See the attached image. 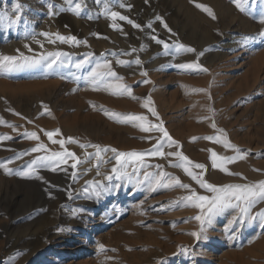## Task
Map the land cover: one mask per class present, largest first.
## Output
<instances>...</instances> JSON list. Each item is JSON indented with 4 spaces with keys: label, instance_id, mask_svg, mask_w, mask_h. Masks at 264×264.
<instances>
[{
    "label": "rangeland",
    "instance_id": "obj_1",
    "mask_svg": "<svg viewBox=\"0 0 264 264\" xmlns=\"http://www.w3.org/2000/svg\"><path fill=\"white\" fill-rule=\"evenodd\" d=\"M16 3L22 6L19 22L0 20V55H18V49L30 58L56 51L67 56L62 57L63 66L57 64L51 70L44 61L10 72L0 70V119L4 121L0 123V163L12 161L8 164L11 174L0 168V264H264V218L257 215L264 210V201L231 225L229 221L239 215V209H225L213 216L197 239L190 233L200 230L199 222L192 219L199 210L181 202L189 189L166 185L178 177L201 195L212 193L175 167L171 162L176 157L145 155L142 167L129 161L126 170L133 173L138 168L135 175L109 181L105 177L116 165L114 154L108 150L97 155L92 147L151 151L162 133L143 132L135 126L139 122H118L128 114H143L158 123L141 106L150 96L164 127L182 146L179 150L206 166L208 182L224 185L264 180V39L238 43L242 36L255 35L264 27L258 20L264 0H248L246 12L239 11L231 0H83L80 15L61 11L67 8L65 0H0V15L7 13L15 19ZM49 4L56 14L49 15ZM196 4L209 6L216 19ZM105 7L128 16L141 28L117 20L122 31L114 30L110 27L113 21L103 12ZM44 32L75 36L87 44L50 43ZM153 36L169 45L179 42L195 48L196 53L177 52L173 46L164 54L163 45ZM133 48L137 51L131 52ZM201 51L204 55L198 63L207 71L178 67L197 61ZM88 53L93 55L84 66L75 68ZM137 57L142 62L139 66L116 63L117 59L134 61ZM105 60L123 77L111 82L130 86L140 99L113 94L114 90L105 87L107 77L94 84L89 74ZM145 79L150 82L143 83ZM213 120L241 153H248L245 159L225 165L242 175H229L211 166L208 149L221 156L235 155L233 149L202 138L192 141V137L217 135L210 126ZM57 128L62 135L55 139L71 136L80 142L65 145L79 158L76 168H72L71 158H66V164L53 165L37 160L49 153L31 152L39 142L60 151L44 135V130ZM33 131L39 141L25 135ZM162 145L165 153L177 150L166 142ZM29 166L34 175L17 174ZM161 171L169 175L160 176ZM144 172L150 173L147 179ZM88 181H102L109 191L96 197ZM86 187L90 189L87 195L83 192ZM69 192L75 201H68ZM13 220L16 223L8 227L6 223Z\"/></svg>",
    "mask_w": 264,
    "mask_h": 264
},
{
    "label": "snow or ice",
    "instance_id": "obj_2",
    "mask_svg": "<svg viewBox=\"0 0 264 264\" xmlns=\"http://www.w3.org/2000/svg\"><path fill=\"white\" fill-rule=\"evenodd\" d=\"M101 0H97V3H100ZM231 2L237 7V9L241 12H246L245 5L248 3V0H231ZM65 4L67 5V8H61V11H70L75 15H80L81 12L84 9L83 0H65ZM122 7L124 5H121ZM128 7H131V5H127ZM21 5L19 3H16L14 6V9L17 13L15 19H12L7 15V13H4L3 15H0V20H6L9 24H16L21 19L19 12L21 9ZM196 7L202 9L205 11L212 19H216L215 13L213 10L203 4H196ZM49 15L56 14L52 11L53 5L49 4ZM104 14L113 21V23L110 25L114 30L122 31V27L120 24L116 23L117 20L119 21H127L129 24H131L133 27L139 29L141 28L140 24L135 23V21L131 20L128 16L122 15L120 12L112 11L110 8L105 7L103 9ZM156 20L163 22V18L160 16L156 17ZM258 20L261 24H264V12H262ZM148 27H151V23L148 24ZM164 27L167 28L168 25L164 23ZM171 31V29H168ZM43 36L49 38L50 43H55L56 40H59L62 43H72V44H80L84 43L87 44V40L80 41L75 36H64L59 33H42ZM99 35V34H96ZM55 37V39H52V37ZM257 37L264 39V27H262L258 33L255 35H245L241 37V40L238 41L241 45H246L250 41H253L257 39ZM153 40L156 41L157 44L163 45V48L165 50L164 54H167V50L170 47H175L177 52L184 51V52H190V53H196V49L185 46L182 43L174 42L173 45H169L163 40H160L158 37L153 36ZM39 43V41H37ZM43 45H41L42 47ZM26 47H28L26 45ZM141 49H143V45L141 46ZM137 49L133 48L131 52H136ZM18 55H0V70L5 72H10L14 69H19L26 66H34L36 64H39L41 61L45 62V65L48 69H53L54 66L59 64L60 66H63L65 61L62 59V57H66L67 54L62 51H56L52 53H47L46 55H41L39 58L36 57H28L24 55V53L19 52L17 49ZM93 55L92 53H88L85 59L77 62L75 64V68L79 69L84 66V64L87 62L88 56ZM125 55H131V53H125ZM204 55V51H201L197 54V61H193L191 63L181 64L178 65L180 68H198L203 71H207L206 68H202V66L198 63V59L200 56ZM116 63L119 65H130L132 63H135L137 66L141 65V60L139 57H137L134 61L130 60H123V59H117ZM106 69V71L101 72L99 69ZM94 84H100L103 83L104 78H110L109 82L105 84L106 89L114 90L113 94H124L126 93L129 97L132 99H140L139 97H136L133 95L132 89L130 86L119 83V84H113L111 81L116 80L120 81L123 80V77L118 76L117 72L112 68L111 61L105 60L103 64H97L95 68L92 69V72L89 74ZM141 75L147 76L146 71H142ZM150 81L145 79L143 83H149ZM75 91V89H74ZM194 91H207L206 89H196ZM210 98V97H209ZM154 102L151 100V97L144 99L142 103V107L147 109L148 112L153 116L156 117V119L159 121L158 123H153L148 119L146 115L143 114H128L125 119L120 120L118 122L126 123V122H139L138 124H135V126H138L141 131L143 132H152L156 131L159 133H162L157 140L156 144L153 145V148L151 151L148 152H120L115 148H105L100 149L99 145H92V147L97 149V155H99L100 151H108L110 150L115 157L116 165L112 167L111 173L105 177V179L111 181L115 177L116 179H123L128 178L132 175H135L139 169L134 168L133 173H128L126 168L129 163V161H133L137 164H139L141 167L144 165L145 155L148 156H161V157H176V161H172L171 163L175 167L181 168L189 177H191L192 180H194L201 188L206 189L209 193H212V195H201L199 194L194 188L191 187L190 184H184L180 181L178 177L173 178L166 187H171L173 185H178L182 188L189 189V195L182 197L181 202L185 203L186 206L195 207L199 210L198 214H196L192 219H195L199 222L200 230L193 231L190 233L193 237H196L197 239L201 238V235L205 231V226L210 224L212 221L213 216L223 212L225 209L233 208V209H239V215L234 216L232 220L229 221V224H233L240 220L244 215H249L250 210L260 201H264V180L255 181L250 184H224V185H216L213 183L208 182L204 178V170L206 166L201 163L193 162L184 155L182 151L179 149L182 147L180 143L176 140H174L170 134L168 133L167 129L164 127L163 121L160 120L159 114L156 111L155 107L153 106ZM105 111V114H108V110L102 109ZM45 111H49L45 107ZM210 112L214 113V109L210 108ZM19 115V113H17ZM0 123H4L2 119H0ZM213 129L216 130L217 135L214 136H205V137H192V141L194 142L197 139H207L209 141H214L216 143H222L225 148H230L235 151V155L233 156H221L218 153H216L212 149H208L210 152V160H211V166L213 168H218L221 171L225 172L229 175H242L241 173H232L229 171V169L225 166L227 163H234L238 159H245L248 153L245 151L241 153V150L238 148V146L232 144L228 138L227 134L224 132L223 129L217 128L216 123L213 122L210 125ZM25 135L30 138L39 141L40 137L36 132H26ZM44 135L47 136L48 140L51 141L54 145L60 146V151H53L49 149V147L44 144L43 142L37 143L34 147L31 148V152L33 153H39L41 151H44L45 153H49L47 155H44L42 157H37V160L40 161H46L49 163H52L53 165L57 164H66L67 159L71 158L74 163L72 164V168H76L77 164L79 163V158L76 156V154L68 148L65 147L66 144L70 143H76L79 144V140L75 137H66L63 139H55L54 136L62 135L60 129H54L53 131H47L44 130ZM147 139H151V137H146ZM162 142H166L168 147L171 148L175 146L177 148L176 151H169L165 153L162 150ZM81 147H85V145L80 144ZM19 158V157H17ZM36 160L32 162V164H36ZM12 163V161H8L7 163H0V168L4 170L6 174H11L12 169L8 167V164ZM157 168H162L161 165H157ZM193 169H199V172L193 171ZM52 171H57V167H53ZM66 171V169H65ZM258 171V169H257ZM20 176H31L34 175V169L29 166L27 171H21L17 173ZM99 175V173H97ZM73 178H75V172L72 173ZM145 179H147L150 175L148 172L143 173ZM168 173H165L161 171L160 176H168ZM39 179H43V177H37ZM87 184L91 185V192L96 197H100L103 193L109 191L108 188H106L102 181H88ZM156 185H160V180H156ZM83 192L87 195L90 192L89 188H84ZM69 197L71 198L72 193H68ZM258 216L264 218V210H261L259 213H257ZM101 250H104V246H99Z\"/></svg>",
    "mask_w": 264,
    "mask_h": 264
},
{
    "label": "bare ground",
    "instance_id": "obj_3",
    "mask_svg": "<svg viewBox=\"0 0 264 264\" xmlns=\"http://www.w3.org/2000/svg\"><path fill=\"white\" fill-rule=\"evenodd\" d=\"M216 1V0H215ZM208 2V1H207ZM215 3V5L217 4V2H214ZM218 9V8H217ZM190 17V16H189ZM189 20H191V19H189ZM193 20V19H192ZM73 128V127H72ZM72 128H70V129H72ZM73 193V192H72ZM75 195H72L71 196V198L68 196V201H69V199L71 200V201H75ZM77 199V198H76ZM16 223V220H13V221H9V222H7L6 223V225L8 226V227H11V226H13L14 224ZM18 238V237H17ZM10 239V238H9ZM8 238H7V240H9ZM17 241V240H16ZM19 250V249H18Z\"/></svg>",
    "mask_w": 264,
    "mask_h": 264
}]
</instances>
